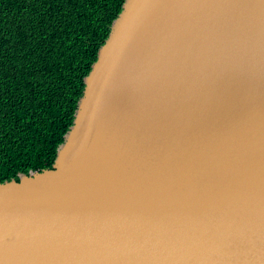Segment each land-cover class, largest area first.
<instances>
[{"label":"water","instance_id":"95a60500","mask_svg":"<svg viewBox=\"0 0 264 264\" xmlns=\"http://www.w3.org/2000/svg\"><path fill=\"white\" fill-rule=\"evenodd\" d=\"M83 83L0 180V264H264V0H123Z\"/></svg>","mask_w":264,"mask_h":264},{"label":"trees","instance_id":"16d2710c","mask_svg":"<svg viewBox=\"0 0 264 264\" xmlns=\"http://www.w3.org/2000/svg\"><path fill=\"white\" fill-rule=\"evenodd\" d=\"M123 0H0V180L51 167Z\"/></svg>","mask_w":264,"mask_h":264},{"label":"bare ground","instance_id":"6f19581e","mask_svg":"<svg viewBox=\"0 0 264 264\" xmlns=\"http://www.w3.org/2000/svg\"><path fill=\"white\" fill-rule=\"evenodd\" d=\"M235 117H240V116L236 115ZM182 119H183V117H182ZM182 125H183V120H182ZM182 129H183V127H182ZM183 147L186 149L184 143L179 138L177 140L172 139L166 145V151H167L166 152V180L171 175L170 173L175 166L181 165L180 167H177L176 170H178L179 168L184 166L182 164V162H180L183 153L184 154L186 153V151H183ZM192 156H193V160L197 159V162L200 161L201 151H199V154L197 156H195L194 154ZM179 162H180V164H179ZM186 185H188V184H186Z\"/></svg>","mask_w":264,"mask_h":264}]
</instances>
